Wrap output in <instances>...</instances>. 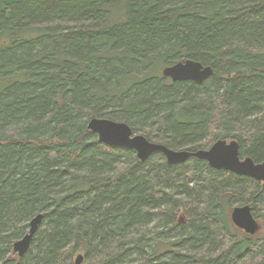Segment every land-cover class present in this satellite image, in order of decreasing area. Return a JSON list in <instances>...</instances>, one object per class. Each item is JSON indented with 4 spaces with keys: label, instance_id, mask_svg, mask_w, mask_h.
Returning a JSON list of instances; mask_svg holds the SVG:
<instances>
[{
    "label": "trees",
    "instance_id": "16d2710c",
    "mask_svg": "<svg viewBox=\"0 0 264 264\" xmlns=\"http://www.w3.org/2000/svg\"><path fill=\"white\" fill-rule=\"evenodd\" d=\"M187 58L212 74H162ZM91 117L172 149L234 139L260 162L264 0H0V264H264V236L229 219L243 204L264 216V181L140 160Z\"/></svg>",
    "mask_w": 264,
    "mask_h": 264
},
{
    "label": "water",
    "instance_id": "95a60500",
    "mask_svg": "<svg viewBox=\"0 0 264 264\" xmlns=\"http://www.w3.org/2000/svg\"><path fill=\"white\" fill-rule=\"evenodd\" d=\"M162 74L172 80H192L201 82L212 74L210 66L204 65L193 59H185L166 65ZM87 128L97 135L100 142L108 146H122L135 150L140 160L148 158L156 151L162 152L166 161L170 164L182 163L193 156L205 160L209 166L216 169L231 171L237 175H244L258 181H264V157L255 163L250 157L240 158L238 142L234 139H217L206 149L190 151L187 149H172L164 144L150 141L144 135L134 133L129 125L122 121L107 118L91 117L87 122ZM42 215H35L29 223L28 231L13 243V250L22 256L29 247ZM229 219L233 225L248 235L257 232V221L248 204L231 208ZM83 254L78 253L74 258V264H82Z\"/></svg>",
    "mask_w": 264,
    "mask_h": 264
},
{
    "label": "rangeland",
    "instance_id": "374dc122",
    "mask_svg": "<svg viewBox=\"0 0 264 264\" xmlns=\"http://www.w3.org/2000/svg\"><path fill=\"white\" fill-rule=\"evenodd\" d=\"M231 210V209H230ZM230 210H229V213H230ZM182 216V214L180 215V217ZM177 217H178V214H177ZM256 218V221H257V232L254 234V235H250L253 237V239L255 238H260V237H263L264 236V216L262 215L261 216V213L259 215H256L255 216ZM180 219V218H179ZM233 225V223H232ZM238 229V228H237ZM239 231H236V230H233L232 231L234 232V234L237 236V237H242L243 235H246V233H244L242 230L238 229ZM17 252V251H16ZM15 252V253H16ZM17 254V253H16ZM67 263V262H66ZM69 264V262H68ZM74 264V263H72Z\"/></svg>",
    "mask_w": 264,
    "mask_h": 264
},
{
    "label": "bare ground",
    "instance_id": "6f19581e",
    "mask_svg": "<svg viewBox=\"0 0 264 264\" xmlns=\"http://www.w3.org/2000/svg\"><path fill=\"white\" fill-rule=\"evenodd\" d=\"M162 71V70H161ZM143 135V134H142Z\"/></svg>",
    "mask_w": 264,
    "mask_h": 264
}]
</instances>
